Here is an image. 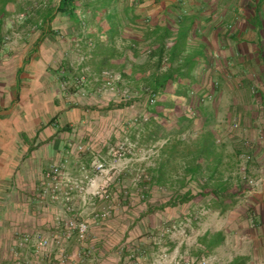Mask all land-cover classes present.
Here are the masks:
<instances>
[{
	"label": "crops",
	"instance_id": "obj_1",
	"mask_svg": "<svg viewBox=\"0 0 264 264\" xmlns=\"http://www.w3.org/2000/svg\"><path fill=\"white\" fill-rule=\"evenodd\" d=\"M53 2L44 0L24 22H18L10 5L8 16L0 23V264L34 261L36 240L62 237L64 222L71 218L90 226L85 242L75 236L67 244L74 262L128 264L133 257L151 251L132 248L138 242L132 241L138 237L136 233L125 231L121 236L110 228L101 230L94 221L99 209L92 207L86 196L75 193L73 213L67 212L62 202L42 197L51 185L54 167L63 166L72 177L80 174L81 165L90 167L92 155L78 154V147L100 145L101 130L113 123L110 106L108 118L102 119L98 109L104 107L95 103V87L100 85L98 58L93 57L97 70L87 73V96L79 94V89L73 88L72 94L64 90L65 84L76 86L73 82L82 77L73 65L79 59L80 46L87 48L85 53L90 56L92 50L75 37L70 42L76 25L69 17L55 12V19L49 20ZM108 4V14L124 17L131 31L128 39L139 41L142 47L159 46L152 39L145 40L154 29L171 27L174 37L165 43L172 46L177 31L184 28L191 31L193 39L198 37L190 41V53L206 47L210 49L208 59L219 62V72L209 70L220 82L213 92L212 119L205 115L197 131L200 136L210 132L217 140L220 163L208 166H216L218 172L223 168L218 142L229 141L233 152L228 157L238 166L246 165L245 174L260 180V186L244 195L247 200L239 202L242 209L226 214L217 210L226 224L219 230L207 228L197 237L187 254L188 262L264 264V0H112ZM62 71L67 72L65 76ZM234 121L239 123L236 129ZM244 154L252 160L243 162ZM90 175L97 177L92 171ZM212 203L209 200L205 205L208 208ZM25 236L33 238L32 244L21 243ZM207 236L221 239L212 251L200 244ZM88 253L90 258L83 262L80 255ZM51 254L55 258L56 247ZM55 259L39 264H59Z\"/></svg>",
	"mask_w": 264,
	"mask_h": 264
},
{
	"label": "trees",
	"instance_id": "obj_2",
	"mask_svg": "<svg viewBox=\"0 0 264 264\" xmlns=\"http://www.w3.org/2000/svg\"><path fill=\"white\" fill-rule=\"evenodd\" d=\"M16 2L17 0H0L1 24L8 16L7 8ZM109 2L112 0H61L57 6H53V15L48 18L53 21L55 12L62 13L76 24L75 27L84 37L85 45H89L92 50V57L98 58L99 83L106 81L103 76L105 71L120 76L121 80L116 82L115 89L117 94H121V107L126 108L132 103L145 106L146 113L141 117L140 124L142 129L134 130L135 135H141L143 143L147 137L153 142L158 141L164 129V136L176 137V134L179 136L174 139L176 143L172 138L167 140L168 143L161 152V162L150 171L151 187L149 186V190L144 194L149 196L154 186L165 187L173 193L167 207L176 208L200 199H210L213 203L208 208L218 209L226 214L236 206L237 199L246 195L250 188L246 182L232 188L227 180L217 178L218 168L212 166L220 163L217 140H214L210 132L200 136L198 130H192L203 108L200 95L206 91L212 94L218 88V83L213 82L214 77L209 70H217L219 62L213 63L208 59L210 49L206 47L197 48L190 53V41L198 37L193 39L191 31L184 28L177 31L174 45L171 47H167L165 43L167 39L174 37L175 33L171 27L158 28L147 33L145 40L152 39L153 44L159 46L157 48L152 46L144 51L139 41L125 39L124 17L108 14ZM87 11L91 12V21L85 19ZM130 22L134 23L136 20L130 19ZM168 22L170 23V20ZM184 22L186 21L180 24L181 27L185 26ZM90 26L93 29L95 27V33L82 32L83 29L87 31ZM104 36L106 39H103ZM117 38L122 42L124 40L126 45L118 48ZM147 52H149L148 59L142 62L141 56ZM206 73L211 75L210 85L205 83ZM202 75L203 78H200ZM126 86L129 89L127 96L124 95ZM197 89L199 91L196 93ZM171 122L178 125L174 127L170 125ZM186 122L190 136L196 133V138L192 140L195 148L192 151H184L185 158L182 156L179 161L178 141L183 142L184 145L187 142L185 138L183 139V135L188 132H183V124ZM209 163L212 164L210 167ZM170 166L172 167L169 168ZM179 171L182 175L177 179L175 177L177 175L174 176L173 173L178 174ZM195 185L196 192L190 188ZM220 243V238H209V236L200 242L209 251ZM233 264H239V260L234 261Z\"/></svg>",
	"mask_w": 264,
	"mask_h": 264
},
{
	"label": "rangeland",
	"instance_id": "obj_3",
	"mask_svg": "<svg viewBox=\"0 0 264 264\" xmlns=\"http://www.w3.org/2000/svg\"><path fill=\"white\" fill-rule=\"evenodd\" d=\"M18 1L19 3L9 7L10 9H15L16 15L18 16L17 20H19L18 22H24L27 19L29 13L36 12L37 10L35 11V9H37L39 6H43L42 4L44 2V0ZM58 3L59 0H54L52 5L55 7ZM87 12L88 13L85 19L91 21V12ZM21 16L26 17L23 19L24 21L19 19ZM32 18H34V16H32ZM12 20L13 19L10 18V21ZM36 21H39V19ZM70 22L73 25H76L72 20ZM123 22V34L126 33L125 39H128L129 33H131V31L129 32V29L126 28L128 24L127 21L123 19ZM83 30L82 32H84ZM80 32L77 27H75L69 35L70 42H73V38L75 37L76 42L79 41L80 43H83L85 40L84 37H81ZM87 32L89 34L95 33V27L93 29L90 26ZM134 33L136 35L137 33L138 35L140 34L139 32ZM103 39H106L105 36ZM117 43L118 48H122L123 45H126L124 40L123 42L119 40ZM167 47H171V45ZM149 49V47H144V51ZM86 51L87 48L80 46L79 54H76L78 55L79 59H75V62L73 63L75 68H78V72L81 75H84L82 71L87 73L97 70L96 63L93 62V57H91L92 55L90 56V53L88 52L85 53ZM149 52L143 53L141 56L142 62L147 61ZM78 61L81 62L80 65H78ZM204 76L206 77L205 83L210 85L209 82L211 75L206 73ZM96 78H98V75ZM200 78H203V75L200 76ZM213 82H217L218 88L220 87L219 80L213 78ZM94 84L96 83L94 82ZM99 84V86H93L95 89L97 88V93H94V97L96 98L95 103L97 102L98 105L104 107L98 109V112L101 113L100 118H108L109 114H107V109L108 106H110V109H112L113 112L110 113L111 118L109 119L110 122L113 123L110 128H103L101 130L102 132L100 134L102 137L100 138V145L96 146L97 148L95 147L93 149L91 146L85 145L78 147V154L81 155L83 153L85 155H92V158L90 167H87L85 164L81 165L79 169L80 174L77 177L74 176V178L77 179H84V174H86V176L88 175V182L93 181V183H95L97 186L108 187L109 192L113 196L114 200L110 202L96 201L95 199L91 201V204L93 205L92 207H98L99 209L95 212L94 216L97 214L100 216L105 210L111 212L108 219L99 217L94 219V221L101 230L103 228H110L112 232L115 231L120 233L121 236L125 231L136 233L138 237L132 241L138 242H134L132 248H144L147 251L151 250L149 251V254L146 255H134L135 257L132 258L133 261H130L128 264H145L149 262V264H179V258L182 259V262H184L183 264H189L190 261L188 262V259L190 256L187 254L189 253V249L195 247L196 238L201 236L207 228L216 230L223 228L224 224H226V220L220 219L218 214L219 212L217 211L218 209H208L206 207L205 202H209L210 199H200L196 204L193 202L180 207L170 208L167 207V204L173 193L169 190V188L154 186L150 190L151 192L149 196L144 194L149 190L151 176L150 171L156 168L158 163L161 162V152L164 146L167 145V140L172 138L173 142L176 143L177 141H174V139L178 138L179 136L177 134L176 137L173 135L170 137L164 136V129L160 133V136L162 137L158 141L153 142L147 137L143 143L141 135H135L134 130H137V128L142 129L140 124L141 117H143V115L146 113L145 106L140 105L139 103H132L130 106L128 105L126 108H123L121 107V94H117V92L115 93L114 91H111V89L106 88L103 86V82L101 84V81ZM199 89L195 90V92L197 93ZM127 90L129 89L126 86V91ZM72 92L73 89L70 90V94H72ZM208 94L209 92L206 91L200 95L202 98L207 96H211V98L206 99L205 102L200 101L203 104V108L201 107L202 109L200 108L201 110L199 112V115L201 116H199L200 118L196 119V124L192 127V130L195 129L199 131V128L202 126L204 121L202 118L203 115L210 116V118L212 116L214 104L216 102V95H214V93ZM234 119L236 118H233L232 120ZM187 124V122L184 123V129L182 128L183 132L188 131L183 135V139L185 138L184 140H187V142L184 145L183 142L178 141V144H180V147L177 151L179 154L177 157L179 161L182 156L185 158L184 151H192L195 148L192 140L196 138V133H194L193 136H190V131L188 128H186V126H188ZM170 125H174L175 127L178 124L171 122ZM195 127H197V129ZM180 138H182V136ZM231 145L232 144H230L229 141H225V143L221 141L220 149L221 153L224 155V166L220 169L217 178L227 180L231 187L234 188L236 186H241L240 184L244 182L243 176L247 172L244 168L246 165L241 164L238 166L239 163L236 160L228 157V154L233 152ZM80 147H82L83 150L80 151ZM95 158L102 159V161L105 162L106 166L104 173H97V171L93 168L94 164L92 165V163ZM171 167L172 166L169 168ZM82 168H84V171ZM91 171L97 176L96 178H99V181L96 180V178H92L90 175ZM173 175H177L175 177L178 179L182 174L181 171H179L178 174L173 173ZM190 188L196 192V185L191 186ZM87 198L89 199L88 196ZM244 199L247 200L245 196L238 198L236 206L230 210V212H235L240 208L242 209V205L239 206L241 204L239 202L243 201ZM97 203L99 204L97 205ZM207 216H209V218H207ZM88 227L90 233L89 224ZM140 241L143 244H141ZM67 256L71 261V254H68L67 252ZM55 258L54 255L49 254L48 257H44L39 261L42 263L52 261L53 259L58 261L57 254L55 255ZM81 258L83 262H87V260L90 258V255H81ZM203 262L205 264H210L209 260H202L201 263Z\"/></svg>",
	"mask_w": 264,
	"mask_h": 264
},
{
	"label": "built area",
	"instance_id": "obj_4",
	"mask_svg": "<svg viewBox=\"0 0 264 264\" xmlns=\"http://www.w3.org/2000/svg\"><path fill=\"white\" fill-rule=\"evenodd\" d=\"M20 20L25 19V16L19 17ZM66 71H62L61 74L63 76L66 75ZM82 77L77 78L73 83L76 86H69V84H65L64 90L70 94V90L75 88L79 89L77 92L82 94V96H87V92L85 90V85L87 84V73H84ZM104 78L106 79L103 82V86L111 91L116 93L115 84L120 81V76L114 74L113 72L105 71L103 73ZM127 91L124 92V95L127 96ZM209 95V94H208ZM208 97V98H207ZM201 98L202 102H205L206 99L211 98V96H207ZM239 127V123L237 121L233 122V128L236 129ZM249 146V144H248ZM80 151L83 150L82 147L79 148ZM252 160V156L249 154L243 155V162L248 163ZM94 164V165H93ZM93 168L97 171V173H104L105 162L102 159L95 158L93 163ZM84 171V168H82ZM85 179V180H84ZM84 179L74 178L68 173L65 172L64 167H54L51 173V185L48 186L43 192V199L51 198L54 202H62L63 205L67 208V212H74V195L75 193L83 196L89 197V202L94 199H98L100 201L110 202L113 201V196L109 192L108 187L97 186L93 181H89V176L84 174ZM244 182H246L247 186L251 191L257 190L260 186V180L244 174L243 176ZM87 181V182H86ZM92 190V191H90ZM91 195V196H90ZM111 212L108 210L103 211V213L99 216L98 214L95 216V219L102 217L103 219H108L110 217ZM61 219V218H60ZM89 235V227L88 224L84 221H81L78 218H71L65 220L64 222V233L62 237L54 240L48 239L44 237H40L36 240V243L33 245L35 247V259L34 261H26V260H17L15 264H39L42 258L48 257L51 254V250L53 248H57L58 261L60 264H80L74 262L67 256V244L75 237L81 241L85 242ZM32 237L25 236L22 240V244L29 245L32 244ZM91 253H88L85 256H89ZM81 256V255H80Z\"/></svg>",
	"mask_w": 264,
	"mask_h": 264
}]
</instances>
